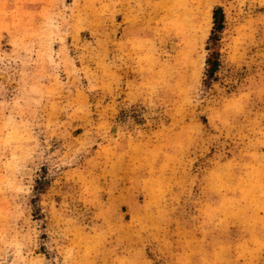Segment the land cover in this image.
I'll use <instances>...</instances> for the list:
<instances>
[{
	"label": "rangeland",
	"instance_id": "obj_1",
	"mask_svg": "<svg viewBox=\"0 0 264 264\" xmlns=\"http://www.w3.org/2000/svg\"><path fill=\"white\" fill-rule=\"evenodd\" d=\"M0 264H264V0H0Z\"/></svg>",
	"mask_w": 264,
	"mask_h": 264
},
{
	"label": "trees",
	"instance_id": "obj_2",
	"mask_svg": "<svg viewBox=\"0 0 264 264\" xmlns=\"http://www.w3.org/2000/svg\"><path fill=\"white\" fill-rule=\"evenodd\" d=\"M216 11H217V9L213 10V14H212L213 16L216 14Z\"/></svg>",
	"mask_w": 264,
	"mask_h": 264
}]
</instances>
